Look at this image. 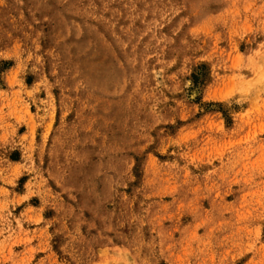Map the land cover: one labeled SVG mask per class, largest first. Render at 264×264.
<instances>
[{
    "label": "rangeland",
    "instance_id": "1",
    "mask_svg": "<svg viewBox=\"0 0 264 264\" xmlns=\"http://www.w3.org/2000/svg\"><path fill=\"white\" fill-rule=\"evenodd\" d=\"M0 264H264V0H0Z\"/></svg>",
    "mask_w": 264,
    "mask_h": 264
}]
</instances>
